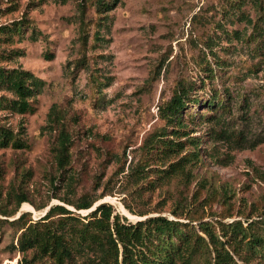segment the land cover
Here are the masks:
<instances>
[{"label":"rangeland","instance_id":"rangeland-1","mask_svg":"<svg viewBox=\"0 0 264 264\" xmlns=\"http://www.w3.org/2000/svg\"><path fill=\"white\" fill-rule=\"evenodd\" d=\"M23 14L24 32L0 31V65L29 72L37 86L32 112L0 111L24 145L0 148V210L9 212L0 214V264H25L32 250L20 249L22 234L48 229L69 240L76 263L104 264L98 228L90 224L96 237L85 240L79 233L99 202L133 223L164 215L192 219L197 230L199 221L264 219V0H115L104 13L97 0H0V25ZM178 80L218 103L187 106L183 115L180 132L200 138L201 159L187 177L137 186L127 180L128 165L157 164L139 146L163 126L158 106ZM56 104L77 120L66 172L54 159ZM71 173L72 185L64 181ZM85 194L98 198L88 211L63 202ZM21 196L27 201L17 206ZM53 204L73 214L35 224ZM24 211L31 214L25 225L10 222ZM225 247L238 264H264V255Z\"/></svg>","mask_w":264,"mask_h":264},{"label":"trees","instance_id":"trees-1","mask_svg":"<svg viewBox=\"0 0 264 264\" xmlns=\"http://www.w3.org/2000/svg\"><path fill=\"white\" fill-rule=\"evenodd\" d=\"M114 1L97 0V11L104 13L114 5ZM27 22L26 14H23L19 19L1 24L0 31L24 32ZM31 77L29 72L20 68L6 69L0 65V111L8 109L13 113L23 114L34 110L30 97L33 96L34 88L37 86ZM193 87L192 82L178 80L172 95L165 102L160 103L159 118L164 124L147 134L139 146V149L146 153L147 157L154 158L158 165L152 167L147 163H141L142 160L130 162L128 171L125 173L127 180L137 186L147 181L154 187L178 173L184 174L185 177L189 176L188 166L200 161V138L190 136V131L180 132L181 128L185 129L183 115L187 106L196 104V106L203 105L208 108L215 107L218 103H215L214 98L210 96L202 98L192 95V90H195ZM3 117L0 115V148L10 144L14 149H23L24 145L20 136L13 132V128ZM53 123L54 159L58 170L66 172L71 164L76 134L74 125L77 120L68 109L56 104ZM250 146L253 147V144ZM172 156L178 158L168 161ZM125 164L126 159L121 171H124ZM151 174L153 178H150ZM66 180H70L72 185L74 174H67L64 178V181ZM97 199L85 194L75 201L67 199L63 202L72 205L76 210L88 211ZM24 201H27L26 197L18 198L17 206ZM26 206L25 204L24 207ZM127 208L133 214L147 215V212H136L129 206ZM124 212L129 217H133L125 209ZM8 213L0 210L1 215L9 216ZM72 214L73 211L63 204H53L35 224L44 223L55 217H70ZM173 214L179 218L176 212ZM30 216L29 211H24L10 222L25 225L31 220ZM85 216L91 220L85 224L84 229L79 230L80 238L85 240L88 235L96 237L90 233V224L98 228L101 237L105 240L101 242L105 249L102 259L104 264H201V259H203L202 264H238L233 253L225 247V244L229 242L241 247L242 251L250 255H264V228L257 230L259 224L264 227V219L249 221L247 225L239 219L231 222L219 220L215 223L199 221L198 230L203 233L204 236H202L192 224L194 221L192 219L184 222L169 219L164 215H151L133 223L128 221L126 216L118 212L114 213L113 205L108 202L99 203ZM20 244L22 251L32 250L31 258H24L25 264L34 262L78 264L74 261L75 251L69 240L55 230L48 229L41 234L35 232L28 237H24L23 233ZM107 253H110L112 257L110 260L106 256ZM245 257L243 255L241 259L244 261Z\"/></svg>","mask_w":264,"mask_h":264},{"label":"water","instance_id":"water-1","mask_svg":"<svg viewBox=\"0 0 264 264\" xmlns=\"http://www.w3.org/2000/svg\"><path fill=\"white\" fill-rule=\"evenodd\" d=\"M99 203H101V202H99ZM96 205H98V204H96ZM96 205L92 208V210L96 207ZM48 208H49V207H48ZM48 208H47V209H48ZM90 210H91V209H90Z\"/></svg>","mask_w":264,"mask_h":264}]
</instances>
